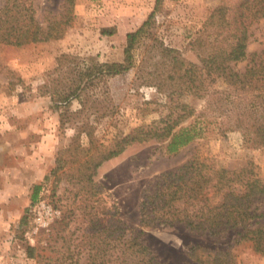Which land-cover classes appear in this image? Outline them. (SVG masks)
Returning a JSON list of instances; mask_svg holds the SVG:
<instances>
[{"label":"rangeland","instance_id":"1","mask_svg":"<svg viewBox=\"0 0 264 264\" xmlns=\"http://www.w3.org/2000/svg\"><path fill=\"white\" fill-rule=\"evenodd\" d=\"M221 2L233 6L240 0H162L150 38L134 50V65L88 91L93 96L89 104L97 99L93 104L99 108L112 106L100 119H95L93 109L88 110L93 112L89 120L99 143L107 144L115 134L127 133L166 114L170 102L192 104L196 108L194 117L198 115L205 98L185 94L167 97L148 85L146 75L158 59L160 45L176 48L186 60L200 63L189 42ZM4 3L0 0V7ZM28 3L43 27L65 17V0ZM154 6L155 0H73L69 23L61 24V37L22 46L0 43V264H55L54 259L66 246L60 236L71 237V242L77 243L87 231L86 211L90 206L97 211L107 207L109 213L115 210L126 226L141 231V240L164 264H198L187 254L194 244L229 249L225 257L232 264H264V254L254 252L249 241H234L235 231L213 238L191 231L182 223L150 228L139 225L143 190L152 187L162 173L178 169L192 157L208 158L226 169L251 164L264 181V145L249 146L240 130L229 127L228 118L203 123V135L175 153L167 152L154 139L126 146L120 154L101 163L92 188L78 182L76 165L51 173L59 151L71 143L76 131L73 122L61 124L59 109L47 93L69 66L59 65L57 58L62 54L75 56L80 66L121 62L126 34L140 26ZM248 32L247 52H259L264 48V17L255 18ZM246 63L238 62L234 68L242 71ZM206 82L210 83V78ZM220 86L211 82L208 88L212 91ZM78 108L80 102L75 99L69 109ZM194 117L181 125L191 123ZM76 120L81 122L84 117ZM80 139L87 145L84 134ZM35 184L40 189L31 203ZM252 207L264 211V196ZM260 221L264 222V217ZM27 246H34V258L28 256ZM196 251L203 256L207 253L202 248Z\"/></svg>","mask_w":264,"mask_h":264},{"label":"trees","instance_id":"2","mask_svg":"<svg viewBox=\"0 0 264 264\" xmlns=\"http://www.w3.org/2000/svg\"><path fill=\"white\" fill-rule=\"evenodd\" d=\"M161 2L155 0L146 19L126 34L121 62H89L80 66L75 56L62 54L57 58L59 65L68 63L69 66L47 88V93L59 109L61 124L73 122L76 131L71 143L59 151L52 174L66 165H76L78 182L92 188L93 176L101 163L120 154L126 146L154 139L167 152L175 153L203 135V123L223 122L225 118L230 121L231 129L241 131L249 146L264 145V48L247 52L248 28L255 18L264 17V0H240L233 6L221 2L215 7L203 22L200 33L189 42L200 63L186 60L176 48L158 46V59L145 81L167 97L185 94L205 98L203 108L197 113L199 116L194 117L196 108L192 104L170 102L167 113L150 123L137 125L127 133H117L107 144L97 141L90 114L94 112L95 119H100L109 114L112 106L99 108L93 104L97 99L89 104V97L93 96L88 91L107 77L124 73L134 65V50L150 38V28ZM65 3L63 20L50 21L43 27L28 0H5L0 7V43L22 46L61 37L64 29L61 24L69 23L73 0ZM244 60L247 62L244 70L234 68ZM208 78L210 83H221L220 88L209 90ZM75 99L80 102V108L73 111L69 106ZM90 109L93 112H88ZM77 117L84 120L78 122ZM192 117L191 123L181 125ZM82 134L87 138V145L80 139ZM151 186L143 190L139 203L141 227L182 223L191 231L213 238L225 231H235L234 241H249L254 252L264 254V222L260 221L264 211L252 207L254 201L264 196V181L251 164L226 169L217 167L208 158L192 157L178 169L162 173ZM39 189V184L33 186L31 203L36 200ZM86 214L89 226L77 243H72L71 237L60 236L66 246L54 259L55 264H164L141 240V231L126 226L115 210L109 213L107 207L97 211L90 206ZM199 248L207 253L198 254ZM34 250V246H27L29 257L36 256ZM187 254L198 264H232L225 257L229 249L194 244Z\"/></svg>","mask_w":264,"mask_h":264}]
</instances>
